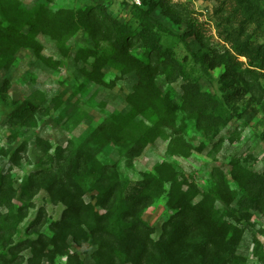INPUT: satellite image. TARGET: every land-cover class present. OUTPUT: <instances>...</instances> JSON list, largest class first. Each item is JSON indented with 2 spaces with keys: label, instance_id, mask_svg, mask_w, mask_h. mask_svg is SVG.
Here are the masks:
<instances>
[{
  "label": "rangeland",
  "instance_id": "374dc122",
  "mask_svg": "<svg viewBox=\"0 0 264 264\" xmlns=\"http://www.w3.org/2000/svg\"><path fill=\"white\" fill-rule=\"evenodd\" d=\"M143 2L152 21L170 31L161 38L169 48L167 58L158 53L154 58L167 64L155 83L178 106L171 125H156L152 113H133L127 97L137 77L134 72L121 74L110 63V42L84 30L59 38L49 32L31 35L27 27L13 32L16 36L7 48H17L1 57L7 67H0V86L8 84L12 101H31L37 114L33 124L23 125L12 121L9 109L0 105V264H97L88 205L99 214L106 209L112 214L115 228L105 227L109 233L122 225L141 227L126 246L107 243V264H157L159 258L151 263L150 256L142 262V245L147 241L150 251L162 253L155 244L164 230L175 232L181 245L174 246L182 255L174 253L178 259L173 264H264V213L245 188L253 176L264 178V71L221 77L219 82H233L229 96L221 97L215 84L225 73L221 61L227 51L233 52L232 44L249 38L251 48L264 50V0ZM40 4L51 13L104 7L117 26L140 30L133 16L136 5L126 0H0V14L33 12ZM191 22L201 26V42L191 34ZM241 28L245 31L238 41L235 31ZM225 36L232 44L222 39ZM182 38L194 52L222 57L209 69L214 83L200 76ZM129 52L140 59L144 47L136 43ZM99 64L102 84L81 72ZM182 73L197 78L201 103L221 99V116L213 115V106L207 124L198 125L196 116L185 111ZM168 74L176 80L170 82ZM102 124L119 143L106 142L108 132L99 137L96 130ZM78 150L84 155L78 173L81 196L73 191L71 165ZM94 162L102 170H93ZM99 195L110 200L102 206ZM136 199L140 204L126 210V225H116L119 209ZM68 201L75 211L65 220V242L53 245L50 237L58 232L54 223L64 220ZM192 216L194 223L189 221ZM208 224L213 239L204 232ZM40 240L45 242L41 254L27 247Z\"/></svg>",
  "mask_w": 264,
  "mask_h": 264
},
{
  "label": "trees",
  "instance_id": "16d2710c",
  "mask_svg": "<svg viewBox=\"0 0 264 264\" xmlns=\"http://www.w3.org/2000/svg\"><path fill=\"white\" fill-rule=\"evenodd\" d=\"M142 3H144L143 0ZM142 8V4L139 7L133 6V16L135 22L139 25L140 30H136L130 25L117 26L115 19L107 14L104 7H99V9L88 8L85 10L62 9L51 13L48 11V8L46 9L45 5L40 4L33 12H22L21 10L10 13L3 10L0 14V67H7L6 64H1L4 62L1 57L6 54H13V51L17 46L12 47L14 49L10 50L7 48V44L12 37L16 36L14 33H18L23 27H27L28 32L31 35L40 32H49L53 37L57 36V38L63 37L64 34H73L79 30H84L92 37L108 41L112 44L109 60H111L110 63H113L118 70H120L121 74L125 75L130 72L135 73L137 81L133 86L132 92L127 97V102L131 105L133 113L137 115L152 113L157 117L156 125H171L172 123H170V120H173L175 109H177L178 106L172 102L166 93H162L161 89L156 85L155 76L164 71L167 64L166 62H155L154 58L157 53L167 58L166 52L169 48L161 42V38L164 33L170 34V31L161 23H154L149 15V11ZM49 13L51 14L47 16ZM6 22H8L7 26L4 25ZM191 23V34L194 37H197L201 42V26L196 25L193 22ZM261 24H264V16H262ZM244 27H246V25H244ZM241 29L242 30L237 29L235 31V33H237L236 39L238 41L240 40L239 36L245 31V29ZM222 39L229 44H232V41L229 40L228 36L222 37ZM180 41L184 45L187 54L190 55V58L188 59L193 65L198 67L200 76L211 83H214V79L210 75L209 69H212V67L215 66L213 63L216 59L220 62L222 57L209 56L208 51H205L204 53L194 52L185 39L182 38ZM136 43H140L144 47V52L140 59H137L129 52ZM33 44L34 43H31L32 46ZM201 44L203 45V43ZM251 47L250 39L248 38L246 40L243 39L242 43L239 45L232 44L231 48L233 52H226L225 60L221 61L225 66V73L220 76V79L217 82H215V84H218L217 91L220 92L221 97L230 95L233 84V82L229 83V81H224V83L219 82L221 77L225 80L228 75H233V73L236 72L256 75L258 74L256 70L264 71V50L253 49ZM203 48L208 50L204 45ZM240 58H245L246 61L243 62ZM101 66L102 65L100 64L94 65L92 71L87 72L86 70L81 69V72L88 80L102 84L100 73ZM243 66H247L248 68L243 69ZM182 76L186 78L185 84L181 85L184 108L187 113L196 116V122L199 123L198 125L207 124L209 120L208 116L210 115L208 109L211 110L213 106L215 107V113L213 115L216 116L217 114L221 116L222 113H219L222 111L221 99H213L212 97L211 102L201 103L200 100L202 99L197 95L195 89L198 82L197 78L193 79L192 74L185 76V74L182 73ZM261 76L264 77V75ZM238 77L240 79V76H237L236 78ZM167 79L172 82L173 80H176V77L168 74ZM240 80H242V76ZM7 85V83H4L0 86V105L9 109V117L12 121L19 122L23 125L33 124L37 114L36 106L29 100L23 102L12 101L7 93ZM231 99L232 97H230V100ZM232 114H235V109ZM226 116L229 118L233 117L232 115ZM96 132L99 137H102L108 132L107 137H105L107 138L106 142L119 143V139L111 137L114 133L108 131V127H106L105 124H102ZM82 157H84V155L81 151L79 154L78 150V156H75L71 162L73 168L72 173H74L73 191L78 192L80 194L78 196L82 195V186H78V180H80L78 173L79 171H82L83 166V163L81 162ZM94 164L95 166L93 167V170H102V166L98 162H94ZM245 188L248 195H251L256 209L264 213V178L253 176L252 180H250V184L246 185ZM107 192L108 194L112 193L109 191ZM67 196L68 193L63 194V199L67 198ZM109 200L110 198L108 196L99 195L97 202L104 206ZM67 203L68 208L63 217L64 220L62 222L54 223V228L57 229L58 232L50 237V242L53 245H56L61 241L65 242V237L67 235L66 228H68V221L65 220L69 219L70 215L75 211L74 204L71 201H68ZM134 203V205L124 203V208L119 209L116 225L120 223L125 224L124 220L127 218L126 210H131L137 207L140 204L139 199H136ZM87 220L90 224L88 228L90 230V239L97 247L95 255L97 264H107V262H105V260L108 261L105 252L108 246L114 245L116 241H119L121 245L126 246L129 237H136L134 231L141 230L140 225L135 227L134 230L122 225L117 227V231L114 233H109L108 231L111 230H108V228L106 229L105 227L110 226L112 227V230L115 228V220L112 218V214L107 209L105 213L99 214L91 205L87 206ZM189 221H192L193 223L196 222L193 216ZM209 226L210 224L204 227V232L208 231V234H210L213 239L215 236L214 230L208 229ZM83 235L86 239H89L88 235L85 233ZM145 242L146 244L142 245V251L144 252L142 262H145V258L150 256L151 263L156 262L159 258L157 264H173V262L178 259L177 257H174L173 254L179 253L178 257L182 255V253L174 248V246L178 247L180 245L175 232L170 234L169 231L164 230L160 241L155 244L162 249V253L155 250L150 251V248L147 246L149 242ZM169 242H171L172 245ZM107 243L110 245H107ZM27 247L31 248L32 252L41 254L45 249V242L43 240L30 241L27 244ZM164 249H167V251L164 252ZM170 252H172L171 261Z\"/></svg>",
  "mask_w": 264,
  "mask_h": 264
},
{
  "label": "built area",
  "instance_id": "2783aa9c",
  "mask_svg": "<svg viewBox=\"0 0 264 264\" xmlns=\"http://www.w3.org/2000/svg\"><path fill=\"white\" fill-rule=\"evenodd\" d=\"M130 5L141 6L142 0H126Z\"/></svg>",
  "mask_w": 264,
  "mask_h": 264
}]
</instances>
